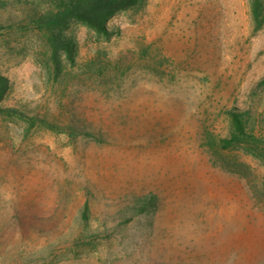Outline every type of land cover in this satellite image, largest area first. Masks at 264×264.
Returning a JSON list of instances; mask_svg holds the SVG:
<instances>
[{
	"label": "rangeland",
	"instance_id": "rangeland-1",
	"mask_svg": "<svg viewBox=\"0 0 264 264\" xmlns=\"http://www.w3.org/2000/svg\"><path fill=\"white\" fill-rule=\"evenodd\" d=\"M108 24L71 21L57 61L37 29L0 33V264H264V161L221 142L228 109L264 106L252 0H140Z\"/></svg>",
	"mask_w": 264,
	"mask_h": 264
},
{
	"label": "trees",
	"instance_id": "trees-1",
	"mask_svg": "<svg viewBox=\"0 0 264 264\" xmlns=\"http://www.w3.org/2000/svg\"><path fill=\"white\" fill-rule=\"evenodd\" d=\"M139 1L39 0L37 3L36 0H0V10H8L9 6L16 3L28 5L33 10L19 21L0 20V33L5 29L18 27L37 29L46 35L52 55L57 61L61 51L69 56L73 54L74 41L63 35V29L71 21L83 22L100 34L111 35L114 31L109 27V20L117 13L134 7ZM252 16L255 29L264 26V0H252ZM8 86V78L0 73V102ZM261 91L264 93V76L257 81L252 93L259 95ZM227 114L231 129L229 136L221 139L224 147L249 146L264 161V106H234L227 110Z\"/></svg>",
	"mask_w": 264,
	"mask_h": 264
}]
</instances>
